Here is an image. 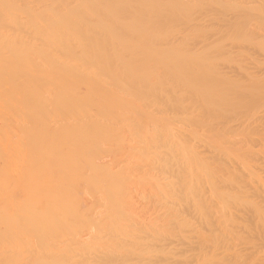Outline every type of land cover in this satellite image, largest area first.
Here are the masks:
<instances>
[{
	"label": "bare ground",
	"instance_id": "obj_1",
	"mask_svg": "<svg viewBox=\"0 0 264 264\" xmlns=\"http://www.w3.org/2000/svg\"><path fill=\"white\" fill-rule=\"evenodd\" d=\"M178 1L181 5L177 3L176 7L174 2ZM182 1L184 0H0V264H193L194 262L196 264H230L228 261L236 258L235 256L241 257V261L237 258L240 261L239 264L242 261L247 262L245 264H264V199L252 198L257 188L251 191L253 200H250V206L247 207L254 213V216H251L252 212L247 215L253 217L256 227L247 228L249 227L247 224L240 226L246 227V230L243 229L247 233V238L252 237L251 240L245 238L246 235L240 236L235 233L243 231L238 226L239 231H235L234 228V233L229 231L234 224L230 225L231 222L227 224L230 221L227 218L230 215L227 214L226 228L230 225L228 232L224 226L227 234L223 232V227L219 228L223 226L220 220L218 221L222 225L218 224L219 226L214 224L216 220L211 222L222 229L221 234L224 233L225 238L228 237L227 242L221 237L223 235L217 233L216 227L217 230L214 233L212 231V229L215 230L214 228L208 229L210 236L215 234V237H218L217 234H220L222 241L219 240L220 237L218 241L223 245L219 244L220 242L216 243V240L215 243L219 246H214L213 243L210 248L209 245L212 243H208L209 233L206 228L204 232L191 231L195 240H192L194 238L192 235L186 236L189 229L187 226L188 232H185L184 225L182 231L186 234L184 236H181L183 233L181 234L180 230L174 229L170 232H179L181 234H178L179 237L168 238L169 235L165 234L173 228L170 227L173 224L172 220L182 218L183 221V218H186L189 224V220L191 223V220L197 218L198 215L193 218L194 213L193 219L188 220L184 217V212L190 213L194 210L192 211V206L188 207V202L183 205L181 202L191 201L187 196L191 194L193 182L188 181L187 184L186 179L193 176V166L197 165L195 168L198 170L199 161L195 158H200L201 161L203 154L207 157L205 153H209V150L206 151L205 148L209 146L208 149H210V145L212 146L209 142L205 147L200 145L203 141H199L200 146H198H202L200 150L205 148L201 151L196 148L199 137L195 139L193 136H198V132L204 131L205 128L202 129L200 125L205 126L203 124L205 120L204 122L202 120L208 114L210 105L207 106V112L200 114L204 103H200L199 100H202L205 92L200 99L197 97L202 94L199 89L205 87L206 79L202 81L204 76H199L204 83L198 84L200 81L197 83L195 81L194 83L197 84L195 85L192 81L195 78L190 75L195 72L201 75V72L202 74L205 72L203 75L206 76L208 72L205 70L207 68L202 70L204 66L200 60L207 59V52L206 56L204 54L202 56V53L207 46L209 47L207 45L209 41L206 43L204 35L201 37V33L199 37L196 33L198 29L204 30L208 15L206 16L205 10L204 15L198 9L203 8L202 4L201 7H197L200 4L194 3L198 4L194 5L197 7L194 9L199 10L201 15L193 16L191 10L189 14L193 17L190 15L188 18L185 10L187 16L182 12L185 18L176 19L179 18L177 14L180 15L181 11L189 8ZM183 5L185 6L182 7ZM176 8L180 9L178 10L180 13L177 10L176 13L173 12L174 15L169 13ZM209 8L210 6L208 12L211 11ZM192 32L196 33L194 34L196 37H191ZM210 59L206 61H211ZM196 63L202 64L201 70L200 64L195 67ZM210 65L208 69L211 71ZM214 72H222V70L220 68ZM185 73H190L189 78ZM190 78L193 85L188 81ZM237 82L232 80L234 84H238ZM236 84L232 87L237 88ZM187 85L191 86L192 93L195 91L198 101L194 96L191 97L192 93ZM213 93L211 94L214 96ZM204 97L206 98V95ZM189 98L194 100L193 104L199 105L196 102L202 104L200 108L196 106L195 109L193 107L195 105ZM207 99H203V102ZM219 99H213L215 107ZM192 107L193 109L190 110ZM210 109L217 111L214 107ZM190 111L193 113L191 114ZM198 111L200 115L197 114ZM194 113L200 118H197ZM202 115L204 118H201ZM193 116L201 119L199 122L202 123L197 121L194 123ZM197 123L202 129L198 132ZM192 124H197L194 126V128L198 127L197 130L195 128L196 131ZM219 128L215 130L218 131ZM224 128L226 129V125ZM207 129L206 127L205 131ZM211 129L212 133L214 130ZM217 131L214 132L217 133ZM211 133H208L209 136L213 134ZM226 133L225 136L229 134L226 135ZM217 134L220 136L217 139L222 141L224 135L222 134L221 137L220 132ZM190 135L192 138H189ZM245 135L246 133L244 137ZM209 136H207L208 141ZM248 136H246L247 141H249ZM191 139L194 142L192 144L190 143L192 141H189ZM234 142H229L226 149L239 148L238 146L232 148L229 145ZM218 143L221 144V142ZM219 146L213 145L210 150ZM250 151L247 153L251 154ZM188 153L195 155L193 158L196 162L192 158L188 159L190 158ZM236 154L237 159L233 157L236 160L235 164L237 163L236 167H231L234 162L231 157L230 161L232 159L233 162H227L234 172L240 168V162L237 160H241L238 158L239 154L236 152L235 156ZM185 155H187L186 161ZM187 159L197 164H193L191 168L193 162L189 163ZM213 159L216 162L219 158ZM213 159L210 160L213 161ZM202 161L200 167L202 166L204 170L205 161ZM249 162L247 161L246 167L250 164ZM222 165L225 166L221 164L218 167L221 168ZM188 167L190 169L187 171L192 169L191 176L186 171ZM202 167L199 169L201 172L198 170L197 173L194 172L196 175L193 173L194 176H199L198 179L202 175ZM226 167L229 166L226 165ZM246 167L244 168L246 173L258 175L259 180L264 179V176H261L251 165ZM261 169L264 170L263 165ZM221 171H217L218 174ZM238 172L236 175L240 177L241 172L240 174ZM185 176L188 177L185 178ZM220 177L218 180L221 182ZM204 178L206 180V177ZM254 178L256 181L257 178ZM191 180L195 184L193 177ZM242 180V178L241 181L239 179L240 182ZM214 181L216 182L217 179ZM189 182L191 187H188ZM211 182L210 184L215 186V182ZM252 182L254 180L249 183ZM185 183L187 188L183 190L182 186ZM232 183L227 185H232L231 190L235 191L236 187ZM259 183L264 185V180ZM197 185H195L196 189L199 188ZM240 187L239 191L246 188L243 186L240 189ZM188 188L190 191L186 196L184 193L187 194ZM201 188L207 187L201 186ZM226 188L230 192V187ZM209 189L208 187L206 190ZM213 189L215 188L212 186L210 190L216 193L217 188ZM246 189L248 192L243 193V190V195L249 194V188ZM180 190L186 191L183 195L187 200L182 198V201L179 197L182 195V193L179 195ZM203 191L201 194L207 198L209 194L204 196ZM219 192L221 191L217 193ZM193 193L195 192L191 195ZM225 194L228 195V193ZM212 195H210L211 198ZM219 195L221 197V194ZM233 197L229 196V198ZM261 197L264 198V196ZM191 199H193L192 196ZM202 201H200L201 204ZM219 201L221 202V199L214 200L220 205ZM216 205L217 211L218 208L222 209L221 212L225 210L221 208L222 202L221 206L216 207ZM196 207L198 209L195 208V212L201 211L203 214L207 205L203 208L202 205ZM230 208L233 207L230 206ZM237 209L236 212H238ZM248 209H246L247 212H249ZM246 210L243 213L245 215ZM215 211L213 214H216ZM240 211L238 215L239 213L241 215L242 211ZM225 213L222 214L223 218ZM229 213H232V216L237 214L232 210ZM220 214L216 215L219 217ZM145 216L148 217L147 221ZM229 218L232 219L231 216ZM234 218L236 217H233L232 221L235 220ZM169 221H172L170 225H168ZM182 221L178 222L182 223ZM238 221L241 222L240 219ZM184 222L186 221H183V224ZM196 223L194 226L200 227ZM198 223H201V220ZM212 224H209V227ZM192 225L191 230L194 228ZM166 226H169V229ZM237 227L235 225L236 229ZM163 228H166L167 232ZM160 233L167 238L161 235L163 239H159ZM233 234H236L235 238ZM238 235L245 241H241ZM231 236L233 238H230ZM231 239L235 242H230ZM225 243L228 244L225 245ZM167 249L171 250L168 253L173 250L175 252V249L180 250L179 252L176 250L175 256L171 257V255L169 258L168 253H160L164 252L163 250L167 252ZM157 251H160V257L163 255L162 260L157 259L159 258ZM127 257L130 259L128 260ZM237 261L235 263L238 264Z\"/></svg>",
	"mask_w": 264,
	"mask_h": 264
},
{
	"label": "rangeland",
	"instance_id": "obj_2",
	"mask_svg": "<svg viewBox=\"0 0 264 264\" xmlns=\"http://www.w3.org/2000/svg\"><path fill=\"white\" fill-rule=\"evenodd\" d=\"M177 1V0H176ZM181 1V0H180ZM186 1V2H185ZM194 1V2H193ZM193 1H187V0H184V1H182V2H184L185 3V5H186V7L187 6H189V8L188 9H184L183 11H181V16L179 15V14H177L178 16H179V18H176V19H179L180 20V17L182 18L183 17V15H184V13L186 14V16H187V13H188V18H189V16L191 15L192 16V14H189V13H191V10L193 11V16H196V14L198 15H201L200 14V12L202 13V14H204V13H206V16L208 17H206L207 18V25H208V27H207V25L206 26H204V30H203V28L199 31V29H198V31H196V33H197V36L199 35V37H200V34H201V37L203 36L205 39H206V43L208 42V44L207 45H209V47L207 46V48H206V50H205V52L204 53H202V56H203V54H204V56H206L207 57V59H210V58H212V60L211 61H204V60H200V63H203V65L202 64H200V63H196L195 64V67H196V65L197 64H200V66H199V68H200V70H201V65L202 66H204L203 68H202V70H204V68H207V69H205L206 71L208 70V72L210 71L208 68H209V65H210V63H211V67H210V69H211V71L208 73V72H206V76L205 75H203L202 74V72H201V75H199L197 72H195V74L194 73H192V72H190V73H192V74H190V73H188V74H190L192 77H194L195 79H193L192 81H193V83L196 81V83H197V81H200V82H198V84L199 83H201L202 81H204L205 79V87L207 88H205V87H202V86H199V87H202V89H199L200 90V93H202L201 95H199L198 93V95H199V97H197V98H199L200 99V97L204 94V92H205V94H204V96L206 95V98L204 97V96H202V100H199L200 101V103L202 102V104L204 103V105L201 107V113L200 114H204V111H208V109H207V106L209 107V105H210V107L211 108H215L217 111H215V110H213V109H210V107H209V111H208V114H206V116H205V118H204V115H202L201 116V118H204L203 120H202V122H204V120H205V122L203 123V124H205V126L209 129V132H208V129H207V131H205V129H206V127L204 126V125H202L199 121H201V119H197V118H200V117H197V115H196V113H194L195 115H196V117L197 118H195L194 116V119H193V121H194V123H196L195 121H197V122H199L201 125L200 126H202V129L203 128H205L204 129V131H200V127H199V124H198V127H199V130H197V128H196V130H197V132L198 131H200V133L198 132V136H193V138L195 137V139H196V137L198 138L199 137V139H197L198 140V142L197 141H195V142H197L196 143V148H199V150H200V148L202 147H199L200 145H203V146H205V147H207V145L206 144H208L209 142V145L210 144H212V146L213 145H215V147L216 146H219L218 148H215V147H213L214 149H215V151H214V149H212V150H210L211 148H212V146L210 145V149H208L209 148V146H208V148L206 149L205 147V150L207 151V150H209V153L208 152H206L205 153V155H207V157L206 156H201L202 158L204 157V159H202L201 158V161L202 160H204L205 161V169L203 170V167H202V169L201 170H203V172H202V175H200V179H198V177L199 176H194V174L196 175V173H197V171L201 168L200 167V165H202L201 164V161H200V158L198 159L197 157L195 158V155H197V153L195 152V155H190V153H188L187 155H190V156H188V157H190V158H188V159H191L192 158V160L195 158V159H197V161H199L198 162V164H199V166H198V170H196L197 168H195L196 166H193V164H194V162L192 161V160H188L189 161V163L192 161L193 163H192V165H191V168H193V170H192V177H193V180L195 179V184H193L194 183V181H192L191 180V178L192 177H190V179H186L187 180V184H188V181H191V183H192V187H193V189H192V191H191V194H192V192H195V193H193V195H191V194H189V197L187 196L188 195V193H189V191H190V188H188L187 190V194L186 193H184V192H186V191H182L181 192V190L183 189L182 187H184V189L183 190H185V188H187V186H186V183H185V185L184 186H182L180 189V192H179V195L182 193V195L181 196H183V197H181V196H179L181 199L182 198H185L186 196H187V198H189V200H191V201H188L186 198V200L187 201H183V199H182V201L183 202H181L182 203V205L185 203V202H188V207L190 206V208H191V206H192V211L193 212H190L191 211V209L190 208H188V207H186L185 205V207L186 208H188L187 210H190L189 212L190 213H188V211L187 212H184V217H187L188 218V220L189 219H193V218H196V216H197V218L196 219H193V220H191V223L193 224H191L190 223V220H189V224H188V222H187V220H185L186 218H183V221H186V222H184V224H183V221H182V218L179 220H172L173 221V224L172 225H170L171 224V222L172 221H169L168 222V225H170V227L172 226L173 228H170L169 229V226H166L167 227V229H169V231H168V233H165L166 235H169L168 236V238L170 237H179L178 236V234L179 235H181L182 233V235L181 236H184V234H185V232H188V230H186V228H187V226H188V229H189V233H191V234H189V233H186L185 235L187 236V237H189L188 235H192L194 232H197L198 233V231L199 230H202L203 232L205 231V228H206V231L209 233H207L209 236H210V230H208V229H212V228H214L215 230H213L212 229V231H213V233H214V231H216L217 229L220 231H222V229H219V228H221V227H223V232H225V230L227 231V230H229V227H230V225H232V224H234L233 226L234 227H232V229L234 228L235 229V231H239V228H241L243 231H240V232H235L234 231V229L232 230V229H230L229 231L230 232H232V233H237V234H239L240 236H244V235H246V237L245 238H247V233H246V227H244V226H242V227H240L241 225H245V224H247V226L249 225V227H247V228H250V227H256V223H255V221L253 222V217H251V216H254V213L251 211V209L249 208H247V207H249L250 205V200L252 201L253 199L252 198H257V200L259 199H261V200H263L264 198H262L261 196H264V185H263V183L261 184V183H259V182H263V180H259L260 179V177H258V175H256L255 176V174H253V176L254 177H258L257 179H256V181H255V178L252 176V174L250 175L248 172L246 173L244 170H246V169H244L245 167H246V164H247V161L250 163V164H248L247 165V167L246 168H248V166L249 165H251L252 167H253V169H255V170H257V172H259L260 173V175L261 176H264V172H262V171H264L263 169H261L262 168V165H263V168H264V0H203V1H201V0H193ZM198 1V2H197ZM209 1L211 2L210 4H209ZM187 2H188V4H187ZM189 2H190V4H189ZM174 3H176L175 5H176V7L178 6L177 5V3H179V1L178 2H174ZM173 3V4H174ZM181 3V2H180ZM179 3V5H181ZM194 3H198V4H200V6L198 5V4H194ZM209 5H208V4ZM193 5V7H192V5ZM201 4H202V7L204 8V7H206L207 9H201V8H198V9H200V12H199V10H195L197 7H201ZM203 4H204V6H203ZM207 4V5H206ZM185 5H183L182 7H184ZM191 5V6H190ZM194 5H198L197 7L196 6H194ZM210 6V8H211V11L210 12H208L207 10H208V7ZM185 7V8H186ZM192 7V8H191ZM194 7H195V9H194ZM179 8V7H178ZM209 8V9H210ZM172 9H174L173 7H172ZM181 9H183V8H181ZM197 11V13L194 11ZM176 10H177V8L175 9V10H173L172 12H169V13H171L172 15H174V11H175V13H176ZM178 10H180V9H178ZM177 10V12L178 13H180L179 11ZM187 11V13L186 12H184V11ZM206 12H205V11ZM190 11V12H189ZM182 12H184V13H182ZM209 13H210V16H209ZM212 14V15H211ZM177 15H175V17H177ZM205 15V14H204ZM192 16V17H193ZM211 18V21H210V18ZM183 18H185V16L183 17ZM187 18V17H186ZM213 18V19H212ZM213 21V22H212ZM218 21V22H217ZM209 22V23H208ZM215 23V24H214ZM211 25V29H210V25ZM217 25V26H216ZM219 28V30H215V29H218ZM209 30H211V31H209ZM217 32H215V31ZM205 31V32H204ZM207 31V32H206ZM213 32V33H212ZM215 32V33H214ZM196 33H193L192 32V36L191 37H196L194 34H196ZM199 33V34H198ZM204 33V34H203ZM194 35V36H193ZM208 35V36H207ZM207 36V37H206ZM210 43V44H209ZM208 50V51H207ZM207 52V53H206ZM205 53H206V55H205ZM202 56H199V57H201L202 58ZM205 57V58H206ZM215 60V61H214ZM202 61V62H201ZM215 62V63H214ZM207 63V66H205V64ZM214 66H217L218 68H214ZM199 68H198V70H199ZM220 68H221V70H222V72H216L217 74H218V76H217V74L214 72L215 70L217 71V70H220ZM197 70V69H196ZM199 70V71H200ZM196 73H197V75H196ZM219 73H220V75H219ZM188 74H186L185 73V75L186 76H188V78H189V75ZM198 77V79H197V77ZM203 77V80L200 78V77ZM200 78V79H199ZM222 78V79H221ZM228 78V79H227ZM238 78H240V79H238ZM191 79L192 78H190V80H188V81H190L191 82ZM225 79H226V81L227 82H229L228 84V86H227V82L225 81ZM202 80V81H201ZM208 80V81H207ZM218 80H220V81H218ZM224 80V81H223ZM231 80V81H230ZM232 80H233V82H237L238 80L241 82H237L238 84H236L237 85V88L235 87H232L233 85L235 86V84L234 83H232ZM235 80V81H234ZM237 80V81H236ZM187 81V80H186ZM208 82V83H207ZM210 82H211V84H210ZM231 82V83H230ZM202 83H204V82H202ZM201 83V84H202ZM221 83V84H220ZM240 83V84H239ZM243 83V84H242ZM185 84H187V83H185ZM190 83H188V85H189ZM191 84H192V82H191ZM195 84V83H194ZM207 84V85H206ZM226 84V85H225ZM187 85V86H188ZM193 85V84H192ZM195 85H197V84H195ZM238 85H240V87L242 88V89H240V87L238 86ZM243 85V86H242ZM204 86V85H203ZM188 87H190L189 89H190V93H192L191 91V86H188ZM195 87V86H194ZM193 87V88H194ZM199 87H197V88H199ZM189 89L187 88V90H188V92H189ZM204 89V90H203ZM210 89H211V92H210ZM217 91H216V90ZM239 89V90H238ZM201 90H203L202 92H201ZM208 90V91H207ZM214 90V91H213ZM219 90V91H218ZM222 90V91H221ZM225 90V91H224ZM227 90V91H226ZM214 93H213V92ZM223 91H224V94H223ZM195 91H193V93L191 94V97L192 96H194L195 98H196V94L194 93ZM197 92H199V91H197ZM210 92V93H209ZM218 92V93H217ZM211 93H213L214 94V96L216 97V98H214V96L211 94ZM218 94V96H216L217 94ZM208 94H209V97H208ZM226 94V95H225ZM189 97H190V95H189ZM190 97V98H191ZM193 97V99H195ZM207 97H208V99H207ZM210 97H212V98H210ZM219 97H220V99H219ZM189 98V99H190ZM197 98H196V101H198L197 100ZM210 98V99H209ZM226 98V99H225ZM229 100H228V99ZM192 99V100H193ZM203 99H207V101H205L204 100V102H203ZM211 99H212V101H211ZM213 99H215V100H218L219 99V101H220V104H218L219 103V101L217 102V104H218V106H219V108L220 109H222V111H225V109H226V111H225V113L223 112L222 113V111H220V109L218 108V106H217V104H216V101H215V104H216V107L214 106V102H213ZM223 99V101H221ZM225 99V100H224ZM192 100L190 99V101H191V103L193 104L194 103V100H193V102H192ZM228 100V101H227ZM189 101V100H188ZM209 101H211V102H209ZM226 101L228 102V104L226 103ZM233 101V102H232ZM206 102V103H205ZM190 103V104H191ZM196 103H198L199 105H196V104H193V105H195V106H193L195 109H196V106H199V108H200V105H202V104H200L199 102H196ZM208 103V104H207ZM210 103V104H209ZM223 104V105H222ZM222 105V106H221ZM228 105V106H227ZM224 106V107H223ZM226 106H227V108H226ZM193 107L190 109V110H192L193 109ZM199 108H197V109H199ZM202 108H203V110H202ZM200 110V109H199ZM206 111V112H207ZM219 111V112H218ZM191 112V111H190ZM194 112H196L195 110H194ZM193 113V111L191 112V114ZM198 115H200L199 114V111H198V113H197ZM206 118H207V120L209 121H207L206 120ZM195 119H197V120H195ZM219 120V121H218ZM220 120H223V121H221L220 122ZM193 121L191 122V123H193ZM217 122V123H216ZM218 122H220L219 124H218ZM215 123V124H214ZM224 124V126H223V124ZM226 123H228V124H226ZM196 124V125H197ZM206 124H208L209 125V127H208V125H206ZM212 126H211V125ZM193 126V128H194V126H196L195 124H192ZM215 125V126H214ZM218 125H219V127H218ZM225 125H226V129L224 128L225 127ZM228 125V126H227ZM214 126V127H213ZM219 128V132L221 133V137H222V134L224 135L223 137H224V139H225V141H224V139L222 140V141H220L221 139H217V138H220V136L217 134V133H219L217 130H215V129H213V128ZM223 127V129H221ZM229 127V128H228ZM195 128H194V130H195ZM212 128V129H211ZM201 129V130H202ZM210 129L213 131H217V133H215L214 131L212 132L214 135H215V137L213 136V134L210 132ZM234 129V130H233ZM195 130V131H196ZM222 130V131H221ZM194 131V132H195ZM225 131V132H224ZM229 131V132H228ZM239 132L238 134H236L237 132ZM245 131H247V132H245ZM196 132V133H197ZM203 132V133H202ZM211 133L212 135L211 136H209V134L208 133ZM227 132V133H226ZM236 132V133H235ZM195 133V134H196ZM225 133H226V135L227 136H225ZM246 133V135H245V137H244V134ZM205 134H208V135H206V136H204ZM193 135V134H192ZM233 135V136H232ZM235 135V136H234ZM239 135H240V137H239ZM248 135H250V137L248 136ZM202 137V139H201V137ZM204 136V137H203ZM207 136H209V139L211 140V138L212 137H214V138H212V141H208V137ZM246 136H248V140L249 141H247V137ZM189 138H192L191 137V135H190V137ZM207 139L206 140V142H205V139ZM243 138H244V140H243ZM246 138V139H245ZM251 138V139H250ZM260 138V139H259ZM194 139V140H195ZM215 139V140H214ZM241 140H242V142H243V144H242V142H241ZM251 140V141H250ZM253 140V141H252ZM259 140H261V141H259ZM189 141H192V142H190L191 144L192 143H194L193 142V139H191V140H189ZM199 141H203V144L202 143H200V145H199ZM235 141V142H234ZM244 141H246L245 143H244ZM205 142V143H204ZM212 142V143H211ZM218 142H221V144L220 143H218ZM229 142H234V144H229V145H231V147L233 148H237V146L239 147V148H237V149H232L231 150V148H229V147H227V148H229V150L228 149H226V146L228 145V143ZM237 143H239V144H237ZM205 144V145H204ZM217 144V145H216ZM225 144V145H224ZM252 144V145H251ZM263 144V145H262ZM199 145V146H198ZM244 145V146H243ZM247 145V146H246ZM246 146V147H245ZM248 146H250V148H247ZM261 146V147H260ZM245 147V148H244ZM253 147V148H252ZM204 148H202V149H204ZM219 148H221V150H219ZM222 148H224V152L222 151ZM201 149V150H202ZM217 149V150H216ZM239 149V150H238ZM244 149V150H243ZM251 151H250V150ZM200 150V151H201ZM225 150H227V152H229V153H227ZM245 150H247V151H245ZM212 151V152H211ZM220 151H222L221 153H219ZM231 151H233V152H231ZM240 151H241V153H240ZM246 153H245V152ZM248 151H250V152H252L251 154L249 153H247ZM205 152V151H204ZM213 152H215V153H213ZM218 152V153H217ZM238 153L239 154V156H238V158H240L241 160H237V161H239L240 162V165L242 166H240L239 165V167L241 168H239V169H237V170H235V172H234V169H230V164L229 163H232L233 162V160H234V162L232 163V164H234V165H232L231 164V167L233 166H235L236 164H235V162H236V160L234 159L235 157H236V159H237V154H236V156H235V153ZM254 152V153H253ZM203 153V152H202ZM213 153V154H212ZM226 153L228 156H225L224 154ZM233 153V154H232ZM255 153H257V154H255ZM192 154H194V152H192ZM214 154H216L217 156L215 157V155ZM223 154V155H222ZM232 154V155H231ZM187 155H185L186 157H184V156H182V157H184V160L186 161V159L185 158H187ZM201 155V154H200ZM213 157H212V156ZM219 155H220V157H219ZM231 155V156H230ZM250 155H251V157H250ZM252 155H253V157H252ZM192 156V157H191ZM222 156H223V158H222ZM194 157V158H193ZM198 157H199V155H198ZM209 157V158H208ZM212 157V158H211ZM225 157H228V158H225ZM230 157L233 159H231V161H230ZM234 157V158H233ZM250 157V158H249ZM181 158V157H180ZM208 160H207V159ZM213 158H215V159H218V160H216V162H215V160L213 159ZM245 158H247L246 160H245ZM253 160H252V159ZM182 159V158H181ZM195 159H194V161H195ZM210 159H213V161L212 160H210ZM227 159H229V160H227ZM254 159H257V160H255L254 161ZM258 159H259V161H258ZM180 160V159H179ZM184 160H180V161H184ZM224 162H222V161ZM246 161V163H245V161ZM252 160V161H251ZM206 161H207V163H206ZM219 161V162H218ZM230 161V162H229ZM196 162V161H195ZM203 162V161H202ZM208 162H210V163H208ZM211 162H212V164H211ZM213 162H215V164L213 163ZM218 162V163H217ZM227 162H229L228 164H227ZM239 162H238V164H239ZM224 164L225 166H223L222 165V169L221 168H219L218 167V165L219 166H221V164ZM255 163H259V165H257V164H255ZM195 164H197V163H195ZM194 164V165H195ZM214 164V165H213ZM203 165H204V163H203ZM207 165V166H206ZM217 165V166H216ZM226 165L227 166H229V167H226ZM254 165V166H253ZM257 165V166H256ZM189 166H190V164H189ZM193 166V167H192ZM213 166V167H212ZM238 166V165H237ZM258 166H261V167H258ZM200 167V168H199ZM236 167V166H235ZM256 167H257V169H256ZM212 168V169H211ZM215 169V171H214V169ZM219 168V169H218ZM225 168V169H224ZM190 169V167H188L187 169H186V171L187 170H189ZM224 169V171H221V170H223ZM231 170V173H230V170ZM236 169V168H235ZM259 169H261V170H259ZM190 170V171H191ZM221 171V173H219L218 174V172L217 171ZM185 170H183V172H186ZM190 171H187V172H189V176H191L190 175ZM196 171V173H194ZM200 171V170H199ZM204 171H205V174H204ZM233 171V172H232ZM201 172V171H200ZM200 172H198L199 174H201ZM207 172V173H206ZM224 172V173H223ZM229 172V173H228ZM236 172H238L239 174H240V172H241V174H240V177L243 179L242 180V182H240L241 181V178L239 177V175L237 176L236 175ZM194 173V174H193ZM214 173H216V174H214ZM244 173H246V174H244ZM263 175H262V174ZM186 173H184V175H185ZM204 174V175H203ZM231 174H233V175H231ZM198 175V174H197ZM207 175H209V176H207ZM219 175V176H218ZM220 175H221V177H220ZM224 175V177H225V175H226V177H225V179H224V177H222ZM228 175V176H227ZM246 175V176H245ZM232 176V177H231ZM250 178H249V177ZM186 177H188V176H185V178ZM197 177V178H196ZM204 177H206V180H205V178ZM218 177H220L219 179H221V182L218 180ZM237 177H238V179H237ZM204 179V181L202 180V179ZM215 178V179H214ZM252 178H254V179H252ZM264 178V177H263ZM200 180L199 181V184L197 185L196 183H198L197 181L198 180ZM213 179V180H212ZM217 179V181L215 182L214 180H216ZM223 179V180H222ZM233 179H235L234 180V183H232V180ZM239 179H240V181H239ZM211 180H212V182H211ZM229 180H231V181H229ZM246 180H247V182L249 183L250 181H253L254 180V182H252V183H249V185H245V183L247 184V182H246ZM257 180H258V182H257ZM206 181H207V184H208V186H205V185H207L206 184ZM225 182L224 184H223V182ZM228 181V182H227ZM210 182L211 183H214L215 184V186L214 185H211L210 184ZM216 183H218V184H216ZM221 183V184H220ZM227 183H232L233 184V186H235V187H233V188H235L236 190V192H238L239 194H237L235 191H234V189H232L231 190V188H232V185H230V184H228L227 185ZM241 185V187L243 188V186L244 187H246V188H249V194L247 195V194H245V195H243L242 194V191L244 190V188L242 189L241 187H240V185ZM254 183V184H253ZM189 184H190V182H189ZM202 184H204V185H202ZM195 185H197L199 188H197L196 189V187H195ZM199 185H201L202 187L204 186V187H207L206 189H208V187L210 188V189H212V186L216 189H213V190H215L216 191V193H214V191H212V190H206L205 188H201V186H199ZM211 185V186H210ZM218 185V186H217ZM263 185V186H262ZM225 186V187H224ZM249 186V187H248ZM188 187H191V184H190V186H188ZM220 187V188H219ZM222 187V188H221ZM226 187H230L229 188V191L230 192H228V188H226ZM239 187H240V189H242V190H240L239 191ZM253 187L254 189H251V188ZM262 187V188H261ZM200 188H201V190H200ZM224 188V189H223ZM226 188V189H225ZM245 188V190L243 191V193H247L248 192V189H246ZM257 188V190H255ZM260 188H261V190H260ZM197 191V193H196V191ZM251 189V190H250ZM204 190V191H203ZM223 190V191H222ZM255 190V192H253L254 193V195H253V197H252V195H251V191H254ZM261 191V193H259L258 194V192H260ZM201 191V192H200ZM202 191H203V193H204V196L205 195H208L209 194V196H207V198L206 197H203V194H201L202 193ZM205 191H206V193H205ZM218 191H221V192H219V193H217ZM224 191H226V192H224ZM213 192V193H212ZM224 192V193H223ZM235 192V193H234ZM183 193L186 195H183ZM199 193V194H198ZM208 193V194H207ZM225 193H228V195L227 194H225ZM231 193V194H230ZM234 193V194H233ZM263 193V194H262ZM195 194H198V195H195ZM213 194V195H212ZM218 194V195H217ZM219 194H221V197H219L220 195ZM223 194V195H222ZM225 194V195H224ZM210 195H212V198H211V196ZM215 195H217V196H215ZM227 195V196H226ZM231 195H233V196H231ZM243 195V196H242ZM191 196H192V198L194 199H191ZM197 198H196V197ZM226 196V197H225ZM229 196L230 197H233V198H229ZM237 196V197H236ZM248 196H250L249 198H248ZM255 196V197H254ZM202 197V199H200V198ZM246 197V198H245ZM252 197V198H251ZM179 198V199H180ZM208 198H210V199H208ZM216 198V199H215ZM224 198H225V200H224ZM245 198V199H244ZM251 198V199H250ZM195 199H197V200H199V201H197V200H195ZM216 201L217 199L218 200H220L221 199V202H222V206H221V202L219 203L220 205H218V201L216 202L217 203V205H216V203L214 202V200ZM249 199V200H248ZM202 200H204L205 202H203ZM208 200V201H207ZM209 200H210V203H209ZM222 200H224V201H222ZM195 201V202H194ZM200 201H202V204L200 203ZM206 201L208 202V204L206 203ZM227 201H229V203L227 202ZM192 202H194L195 203V205H194V203H192ZM224 202V203H223ZM226 202V203H225ZM189 203H190V205H189ZM204 203H205V205H204ZM211 203H213V204H211ZM214 203H215V205H216V207H218V206H221V208H224L225 210H223V212H221V210L222 209H220V208H218L219 210L217 211V209H215V205H214ZM263 203V202H262ZM186 204V203H185ZM193 204V205H192ZM199 205V207H200V205H202V208L203 207H205L206 205H207V208L211 205V207H209V209H207L206 207H205V209H207V210H205L204 209V212H203V214H202V212L201 211H199L200 213H198V212H195V208H196V210L198 209V207H196V206H198ZM212 205H214V206H212ZM223 205H224V207H223ZM183 206V207H184ZM226 206V207H225ZM229 206V207H228ZM230 206L231 207H233V208H230ZM263 206H264V203H263ZM184 207V208H185ZM194 207V208H193ZM213 207V208H212ZM211 208V209H210ZM226 208H228L227 210L230 212L231 210H232V212L234 213H237V214H233V216L231 215L232 213H229L227 210H226ZM238 208V209H237ZM213 209H214V211H215V213L216 214H220V212H221V216H219V217H221L220 219H219V217L216 215V214H213L214 213V211H213ZM229 209H231V210H229ZM234 209V210H233ZM237 209V211L239 212L241 209V215H240V213H239V215H238V212H236L235 210ZM246 210V209H248L249 210V212H247V210L245 211L246 212V215L245 214H243L244 213V210ZM208 210H210V211H208ZM203 211V210H202ZM206 211V212H205ZM224 211H227L226 213L224 212ZM250 212H252V214H251V216L250 215H247L248 213H250ZM185 213H187V215L185 214ZM193 213H194V215H193ZM197 213V214H196ZM204 213H206V214H204ZM224 213H225V216H224V218H223V215H224ZM191 214V215H190ZM200 214V215H199ZM214 216H213V215ZM223 214V215H222ZM230 215L231 216V218L233 219V217H236V218H234L235 220L236 219H240L241 220V222H239L238 220H233L232 221V219H230L229 217L230 216H228L227 218H228V220H230V221H228L227 220V218H225L227 215ZM189 215V216H188ZM204 217H203V216ZM237 215V216H236ZM194 216V217H193ZM201 218H200V217ZM239 216V217H238ZM247 217V216H249V217H247V218H243V217ZM146 218V221L148 220L147 218V216H145ZM193 217V218H192ZM214 217H216V219L214 218ZM238 217V218H237ZM205 218H207V219H205ZM214 218V219H213ZM218 218V219H217ZM199 219V220H198ZM205 219V220H204ZM212 219V221H210ZM223 219H225V220H223ZM247 219V220H246ZM194 220H198L197 221V223H196V221L194 222ZM200 220H201V223H198V222H200ZM203 220V221H202ZM213 220H214V222H215V220H216V222L214 223V224H223V226H220L219 228H217L218 226L217 225H214V224H212L211 222H213ZM218 220H220V222L221 223H219V221ZM245 221V223H242V222H244ZM249 220H252V221H249ZM178 221H182V223L180 222H178ZM207 223H206V222ZM224 223H223V222ZM228 221V222H227ZM235 221V222H234ZM249 221V222H248ZM149 222V221H148ZM175 222H177L176 224H174ZM205 224H204V223ZM209 222V223H208ZM225 222H227V224H230L229 222H231V224L230 225H228L227 226V228H226V223ZM236 222H238V223H236ZM251 222V223H250ZM195 223H196V225L198 224L200 227H198V226H194L195 225ZM241 223V224H240ZM251 225H250V224ZM194 227H192L193 228V230H191V225ZM208 224V226H206ZM209 224H212L210 227H209ZM221 224V225H222ZM238 224H240V225H238ZM167 225V224H166ZM173 225H176L175 227H180L179 229L178 228H175ZM179 225V226H178ZM185 226V228H184V226ZM204 226V228H203V226ZM235 225H236V227H237V229L235 228ZM202 226V227H201ZM212 226H214V227H212ZM224 226H225V228H224ZM246 226V225H245ZM165 227V226H164ZM199 229H198V228ZM217 229H216V228ZM185 230H184V229ZM203 228V229H202ZM245 230H244V229ZM165 229V232H167V229L166 228H163V230ZM172 229H174L175 231H179L180 230V233L178 232V233H174V232H170V230H172ZM196 231H195V230ZM225 229V230H224ZM185 231V232H182V231ZM217 230V233H222L221 231L219 232ZM252 230H254V229H252ZM193 233H192V232ZM201 231V232H202ZM251 231V230H250ZM260 231V230H259ZM162 234H164L162 231H160ZM170 232V233H169ZM200 232V231H199ZM228 232V231H227ZM160 233V238L159 239H161L162 238V236L163 237H165V238H167L166 236H164V235H162ZM197 233H195V234H197ZM212 233V232H211ZM226 233V232H225ZM231 233V234H232ZM262 233V232H261ZM220 234H217L218 235V237H220L219 235ZM227 234V233H226ZM241 234H243V235H241ZM162 235V236H161ZM170 235H172V236H170ZM214 235V239L212 238V236ZM212 236H208L207 237V239H208V243L210 244V243H212L211 245H209L210 246V248L212 247V245H213V243H214V246L215 245H217L216 243L218 242H220V241H222V238L221 237H223V240H225L226 241V238H228L227 236H226V238H225V236H224V233L223 234H221V235H223V236H221L220 237V239L217 237V239H215L216 237H215V234H213ZM234 235V234H233ZM236 235V234H235ZM235 235H234V238H235ZM238 235V237H240ZM180 236V237H181ZM193 236V235H192ZM249 236H250V234H249ZM194 237V236H193ZM237 237V236H236ZM237 237V239H239ZM255 237V236H254ZM158 238V237H157ZM164 238V239H165ZM209 238H212V240H209ZM225 238V239H224ZM230 238H233L232 236L230 237ZM241 238V237H240ZM252 238V237H251ZM251 238H247L248 240L250 239L251 240ZM258 238V237H257ZM163 239V238H162ZM196 238L194 237L192 240H195ZM218 239L220 240V241H218ZM237 239H235L236 241H237ZM254 239H256V238H254ZM217 240V241H216ZM232 240V239H231ZM245 241L244 239H242L241 238V241ZM247 240V241H248ZM210 241H212V242H210ZM214 241V242H213ZM215 241H216V243H215ZM228 241H229V239H228ZM257 241V240H256ZM227 242V241H226ZM230 242H235L234 241V239L232 240V241H230ZM240 242V241H239ZM224 243V242H223ZM237 243V242H236ZM219 244H221V245H223L221 242L219 243ZM228 244V243H227ZM226 243H225V245H227ZM235 244V243H234ZM220 245V246H221ZM230 245V244H229ZM232 245V244H231ZM217 246H219V245H217ZM210 248H208V249H210ZM159 250V249H158ZM168 250V249H167ZM173 250V249H172ZM176 250H178V252H179V250L180 249H175V252H176ZM164 252H160V251H157L158 252V254H159V252L160 253H165V254H167L169 251H171V250H168L167 252H165V250H163ZM175 252H174V250L172 251V252H170V253H172V254H170V253H168L167 254V256L170 258V256L171 257H173V255L175 256ZM182 251H180V254H182L181 253ZM177 253V252H176ZM158 254H157V256H158ZM180 254H176V255H180ZM131 256V255H130ZM129 256V257H130ZM167 256H165L166 258H167ZM129 257H127L128 258V260L131 258H129ZM159 258H157V259H161L162 260V258H164L163 257V255H162V257H160V254H159V256H158ZM236 258H234L236 261L238 260L237 258H240V261H241V257H237V256H235ZM234 259H230V261H228V263H230L231 264V262L234 260ZM127 260V259H126ZM125 260V261H126ZM235 261V262H236ZM239 260L237 261L238 262V264H239V262H240ZM234 261H233V264L235 263ZM242 263H244V261H242ZM241 263V264H242ZM245 263H247V262H245ZM244 263V264H245ZM187 264V263H186ZM190 264V263H189ZM192 264V263H191ZM193 264H196L195 262L193 263ZM199 264V263H198ZM235 264H237V263H235Z\"/></svg>",
	"mask_w": 264,
	"mask_h": 264
}]
</instances>
